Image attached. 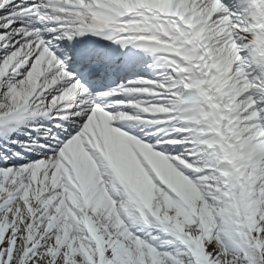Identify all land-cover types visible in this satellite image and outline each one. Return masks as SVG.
<instances>
[{
    "label": "snow or ice",
    "instance_id": "snow-or-ice-1",
    "mask_svg": "<svg viewBox=\"0 0 264 264\" xmlns=\"http://www.w3.org/2000/svg\"><path fill=\"white\" fill-rule=\"evenodd\" d=\"M0 264H264V0H0Z\"/></svg>",
    "mask_w": 264,
    "mask_h": 264
}]
</instances>
